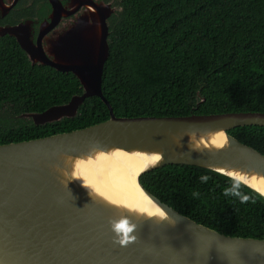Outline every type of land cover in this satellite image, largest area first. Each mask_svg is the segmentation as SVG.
Instances as JSON below:
<instances>
[{
    "label": "water",
    "instance_id": "obj_1",
    "mask_svg": "<svg viewBox=\"0 0 264 264\" xmlns=\"http://www.w3.org/2000/svg\"><path fill=\"white\" fill-rule=\"evenodd\" d=\"M50 22L35 43L29 22L0 26L31 65L70 72L81 87L59 105L18 117L33 125L73 118L87 97H98L108 118L80 129L0 144V264H264V239L226 236L179 214L146 191L139 176L168 164L196 166L230 178L264 199V156L227 134L264 127L262 112L116 117L101 92L108 56L111 2L74 0L84 13L61 37L41 46L54 25L58 0H47ZM15 3L0 0V15ZM136 156L146 162L136 185L150 203L135 202L95 185L96 167ZM159 157V159H156ZM135 225V240L115 242L113 224Z\"/></svg>",
    "mask_w": 264,
    "mask_h": 264
},
{
    "label": "trees",
    "instance_id": "obj_2",
    "mask_svg": "<svg viewBox=\"0 0 264 264\" xmlns=\"http://www.w3.org/2000/svg\"><path fill=\"white\" fill-rule=\"evenodd\" d=\"M34 4L47 7L45 0ZM111 6L101 92L114 116L264 113V0H112ZM26 16H10L7 23ZM81 92L74 75L31 65L13 37H0V144L106 120L108 110L96 96L85 98L75 117L51 124L18 117ZM227 134L264 156V127H235ZM138 180L198 224L226 236L264 239V199L230 178L168 164Z\"/></svg>",
    "mask_w": 264,
    "mask_h": 264
},
{
    "label": "flooded vegetation",
    "instance_id": "obj_3",
    "mask_svg": "<svg viewBox=\"0 0 264 264\" xmlns=\"http://www.w3.org/2000/svg\"><path fill=\"white\" fill-rule=\"evenodd\" d=\"M1 1L6 5L11 2V0H1ZM58 1L62 6V9L58 11V16L54 21V25L52 27H49L42 35L43 37L41 38V46L43 48L47 47V43L49 40H54L58 37H61L63 33L68 29H70L71 26L74 25L78 21V18L84 13V8L81 6L75 9H71V4L73 3L74 0H58ZM93 1L112 2V0H107V1L93 0ZM45 2L47 4V7H44L42 10H40L37 4L33 5V0H15V3L11 6V8H9V10L4 15L2 16L0 15V21L4 20L3 23H0V26H13L18 23L28 21L30 23L29 37L30 40L33 43H35L37 36L39 34L40 25L45 21L50 22V19L48 17L51 14L52 9L50 8V5L47 2V0H45ZM24 6L28 11L22 9L24 8ZM22 14H27V16L19 17L17 20L14 21V23H9V22L7 23L8 17L11 16L14 19L16 18L15 16H19Z\"/></svg>",
    "mask_w": 264,
    "mask_h": 264
},
{
    "label": "bare ground",
    "instance_id": "obj_4",
    "mask_svg": "<svg viewBox=\"0 0 264 264\" xmlns=\"http://www.w3.org/2000/svg\"><path fill=\"white\" fill-rule=\"evenodd\" d=\"M145 165L146 162L136 156L124 157L116 163L103 161L96 167L93 180L95 185L105 192L150 204L136 185V176Z\"/></svg>",
    "mask_w": 264,
    "mask_h": 264
},
{
    "label": "clouds",
    "instance_id": "obj_5",
    "mask_svg": "<svg viewBox=\"0 0 264 264\" xmlns=\"http://www.w3.org/2000/svg\"><path fill=\"white\" fill-rule=\"evenodd\" d=\"M201 179L206 180L207 177H202ZM227 194V190H226ZM239 195V193H236ZM244 200H247V197H243ZM135 230V225H130L129 222L124 219L113 224V231L115 233V242L126 246L135 240V236L131 235Z\"/></svg>",
    "mask_w": 264,
    "mask_h": 264
},
{
    "label": "rangeland",
    "instance_id": "obj_6",
    "mask_svg": "<svg viewBox=\"0 0 264 264\" xmlns=\"http://www.w3.org/2000/svg\"><path fill=\"white\" fill-rule=\"evenodd\" d=\"M2 111H3V110H2ZM2 111L0 112V114H1L0 118H1V117H2V115H3V114H2Z\"/></svg>",
    "mask_w": 264,
    "mask_h": 264
},
{
    "label": "snow or ice",
    "instance_id": "obj_7",
    "mask_svg": "<svg viewBox=\"0 0 264 264\" xmlns=\"http://www.w3.org/2000/svg\"><path fill=\"white\" fill-rule=\"evenodd\" d=\"M156 159H159V157H156Z\"/></svg>",
    "mask_w": 264,
    "mask_h": 264
}]
</instances>
